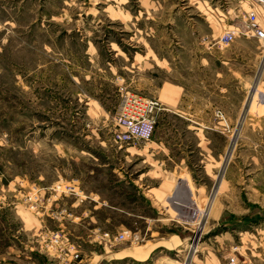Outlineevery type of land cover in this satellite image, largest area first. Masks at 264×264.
Returning <instances> with one entry per match:
<instances>
[{
    "label": "rangeland",
    "instance_id": "obj_1",
    "mask_svg": "<svg viewBox=\"0 0 264 264\" xmlns=\"http://www.w3.org/2000/svg\"><path fill=\"white\" fill-rule=\"evenodd\" d=\"M249 9L0 0V264H264L262 47L221 40ZM126 91L164 108L148 141L115 127ZM211 105L233 121L199 129Z\"/></svg>",
    "mask_w": 264,
    "mask_h": 264
},
{
    "label": "built area",
    "instance_id": "obj_2",
    "mask_svg": "<svg viewBox=\"0 0 264 264\" xmlns=\"http://www.w3.org/2000/svg\"><path fill=\"white\" fill-rule=\"evenodd\" d=\"M250 9L239 24H235L221 37L222 42L229 44L238 36L255 38L262 47L264 59V0H246ZM125 90L124 88L122 91ZM113 115L115 127L122 131V137L130 140L148 141L153 137L160 113L164 110L159 100L145 97L139 93L126 91ZM220 114V113H218ZM125 134V135H124ZM73 191L74 187H68ZM127 233H121L116 239H125ZM109 236V234H105ZM59 234L56 235V238ZM79 254H76V258ZM227 264H237V258H229Z\"/></svg>",
    "mask_w": 264,
    "mask_h": 264
},
{
    "label": "crops",
    "instance_id": "obj_3",
    "mask_svg": "<svg viewBox=\"0 0 264 264\" xmlns=\"http://www.w3.org/2000/svg\"><path fill=\"white\" fill-rule=\"evenodd\" d=\"M215 63H216L215 64L216 66L219 64L218 67H221L222 68L221 70L220 69H217V77H225V78H227L228 75H229V73H231V77H233L232 74L235 73V71L233 70L234 62H215ZM236 74H239L241 76L242 82H245L246 79L249 78V76H246L245 73H243V72H238L237 71ZM167 87L169 88V86H167ZM170 89L171 88H169V90ZM175 89L176 88L174 87V90ZM175 91H178V95H173V96L168 95V97H171V99H169L171 101V104L169 102L166 103V105L168 107L167 109L169 111L172 110V109L178 108V106L180 105L179 103L182 100V92H181L182 89L181 88H177ZM224 91L226 92L227 90L225 89ZM225 98L230 99L227 96ZM246 100H247V98H244V99L241 100L240 105H239L241 108L244 107V105L246 103ZM210 108L211 109H210L209 113L208 112H204V113L210 114L212 116L214 122H210V124H205L203 122H199V123H197L199 129H201V130H204V129L217 130L220 126H227L229 122L233 121V119H228L229 122H227V120L225 119L222 122V119L219 118V116H218V112L219 111H218L217 107H215V106L212 107V105H211ZM219 119H221V120H219ZM147 257H145V258L147 259ZM134 258H136V257H134ZM143 260H145V259H143Z\"/></svg>",
    "mask_w": 264,
    "mask_h": 264
},
{
    "label": "bare ground",
    "instance_id": "obj_4",
    "mask_svg": "<svg viewBox=\"0 0 264 264\" xmlns=\"http://www.w3.org/2000/svg\"><path fill=\"white\" fill-rule=\"evenodd\" d=\"M125 142H133V140H130V139H126V138H122ZM198 244V243H197ZM196 244V246H197ZM194 247V246H193ZM190 249V248H189ZM191 250V249H190ZM164 262L166 263H170V264H173V263H176L178 264L179 262L176 261L175 259L171 258V257H165L164 259Z\"/></svg>",
    "mask_w": 264,
    "mask_h": 264
}]
</instances>
